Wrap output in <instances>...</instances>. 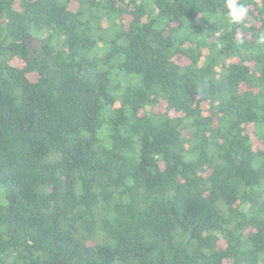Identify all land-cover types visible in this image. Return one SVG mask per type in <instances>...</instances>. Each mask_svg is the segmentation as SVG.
<instances>
[{
	"label": "trees",
	"instance_id": "16d2710c",
	"mask_svg": "<svg viewBox=\"0 0 264 264\" xmlns=\"http://www.w3.org/2000/svg\"><path fill=\"white\" fill-rule=\"evenodd\" d=\"M0 0V264H264V0Z\"/></svg>",
	"mask_w": 264,
	"mask_h": 264
},
{
	"label": "clouds",
	"instance_id": "9594fccd",
	"mask_svg": "<svg viewBox=\"0 0 264 264\" xmlns=\"http://www.w3.org/2000/svg\"><path fill=\"white\" fill-rule=\"evenodd\" d=\"M223 9L232 24L242 23L249 12L244 0H223Z\"/></svg>",
	"mask_w": 264,
	"mask_h": 264
}]
</instances>
